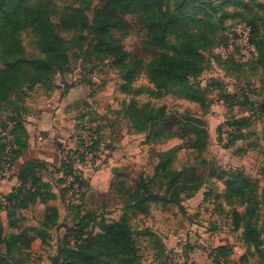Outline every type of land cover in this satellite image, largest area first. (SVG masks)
I'll return each mask as SVG.
<instances>
[{"label":"rangeland","instance_id":"374dc122","mask_svg":"<svg viewBox=\"0 0 264 264\" xmlns=\"http://www.w3.org/2000/svg\"><path fill=\"white\" fill-rule=\"evenodd\" d=\"M28 2L32 6L43 4L49 8L51 17L45 26L58 35L63 43L71 44L79 33L75 30H64L59 24L62 16L75 11L92 25L94 13L103 5L104 0H28ZM183 2L184 0H170L174 14L191 12ZM261 3H264V0H235L234 4L224 6L219 14L226 12L229 16L223 26L241 20L250 21V17H256V12L262 15L264 12L258 8ZM124 18L128 24L126 31L122 33L116 31L114 34L140 66L133 86L140 89L141 93L132 97L143 103L150 102L153 107L166 113L158 123L168 134L173 135V146H167L168 143L147 145L144 143L143 134L133 132L131 123L123 115L131 97L120 88L123 83L120 74L107 61L98 63L87 55L86 47L92 38L90 28L84 32L85 39H82L81 46L74 47L69 52L68 63L62 68V75L58 74L55 77L56 94L37 86L24 96L29 115L50 113L51 116V113L58 115L61 112L60 126L63 130H57L54 124L49 126L51 122L46 121L48 127H45V131L36 129L35 140L39 136L43 139L35 145H40V149L50 150L52 146L50 141L64 142L61 152L55 147L57 153L64 156L68 150L79 147L80 135L83 136L84 142L93 140V134L97 136L100 142L98 151L92 153L80 166L91 187L83 197L77 194L73 200L75 204H81L82 214L94 211L106 220H122L129 224L137 233L136 241L142 264H169L167 253L174 247L182 250L184 257L191 264H263L259 253L253 248L247 252L243 246L242 228L232 221L234 211L240 212L242 207L238 206L234 197H226L225 190L230 178L229 172L244 171L257 185L260 200L259 224H264V118L251 115V125L241 130L242 136L232 147H226L228 140L223 141L217 137V129L220 118L228 120L231 116L250 115L247 111L250 104L262 99L259 86L260 83H264V60L261 62L258 56L250 54L242 58V65L229 64L225 67L224 62L219 63L215 57L220 56L217 49L213 53H207L208 70L201 76V81L205 84L212 80L219 81L223 97L226 93L237 94L239 101L238 104L231 105L224 97L225 104L218 107L214 99H211L214 96L211 95L213 106H209L208 111L204 113L202 104L186 100L173 90L165 94L163 89L158 87L151 76L150 63L163 51L152 44L141 15L125 14ZM40 33L39 29L28 27L21 34L24 56L33 62H39L46 57L41 49ZM249 58L251 59L248 60ZM221 60L224 59L221 57ZM26 70L28 76L36 73L33 66H27ZM61 85H64L63 89L60 88ZM21 94L13 92L2 104L0 121L6 120L16 111ZM53 96L55 101L51 99ZM48 103L50 105H47ZM82 114H87L92 121L88 126L91 128L89 131L81 128L82 120L79 118ZM189 117L202 118L209 129L211 139L208 147L202 152L191 148L196 136L190 127H185L181 123ZM99 125L104 129L96 133V127ZM56 131H61L62 135L54 138ZM69 138L73 139L72 145L67 141ZM174 146L180 147L173 164L174 169L183 170L185 174L192 173L201 181V188L193 191L191 188L194 183L185 179L183 182L187 189L181 195L180 204L164 206L160 201H150L151 209L147 215L128 210L126 206L130 191L142 176L149 178L154 174L158 163L156 153ZM36 149L41 151L38 147ZM114 167L117 168L115 173L112 171ZM46 177L53 178L54 174L49 172ZM64 186L66 184L56 188L61 189ZM164 188L160 187L159 183H154L145 191L147 194L163 193ZM71 193L70 190L64 200L59 199L55 202L60 209L61 225L72 224L70 220L73 213L67 205ZM20 214L26 218L21 222L22 226H39L43 207H32L21 211ZM3 221L7 226L5 211ZM147 232H153L157 238H151ZM64 233V226L52 229L48 243L35 241L29 251L30 256L28 258L23 256L22 263L19 262L21 258L19 253H13L11 260L16 259L13 260L14 264H52ZM158 240L162 242V251L157 250ZM221 245L229 246V249L221 251L218 249Z\"/></svg>","mask_w":264,"mask_h":264},{"label":"trees","instance_id":"16d2710c","mask_svg":"<svg viewBox=\"0 0 264 264\" xmlns=\"http://www.w3.org/2000/svg\"><path fill=\"white\" fill-rule=\"evenodd\" d=\"M235 0H184V4L191 10L190 13L174 14L170 0H104L94 13L92 25L79 13L70 11L65 13L59 24L64 30H75L77 34L71 44L63 43L62 39L54 34L45 23L50 20L49 8L43 4L32 6L28 0H0V110L2 104L17 91L22 93L18 108L4 121H0V130L12 124L13 136V164L22 157L29 148V132L22 121L23 114L27 113L25 95L35 87L46 88L54 91L55 77L62 75V68L68 63L69 52L81 46L85 39L84 32L90 28L92 38L87 44L86 52L98 63L107 61L118 71L123 83L121 90L130 96L123 115L131 123L134 133L145 136L144 143L154 145L166 144L173 135L168 134L159 121L166 115L161 109L153 107L150 102H140L132 95L140 94V89H135L133 83L137 79L140 66L124 48L115 32H125L127 22L125 14H139L144 23L152 44L163 53L158 54L150 63V73L159 88L165 94L170 90L182 98L198 102L204 106L206 113L210 106L209 89L201 81V76L208 70L209 59L207 53H213L218 47L226 43L225 32L234 24L223 26L229 16L226 12L220 15L224 6L234 4ZM237 5V4H236ZM242 6L241 4H238ZM247 6V5H246ZM264 12V3L258 5ZM247 23L252 27L251 43L255 47V54L262 62L264 60V13L241 20L238 23ZM57 24V25H59ZM56 25V26H57ZM28 27L41 31V49L46 57L39 62H33L24 56L21 34ZM219 55V54H218ZM250 55V54H249ZM240 61L221 60L224 66L229 64L242 65ZM249 58L248 60H250ZM33 66L36 73L28 76L26 67ZM213 81V80H212ZM211 81V82H212ZM219 87V81L212 82ZM262 99L250 104L247 109L250 115L240 117L231 116L227 124L235 127L234 133L229 135L226 147H232L240 139L241 130L251 125V115L264 118V83H260ZM231 105L238 104L237 94H224ZM242 105V103L240 102ZM120 114V112H118ZM81 128L85 130L84 123L91 124L87 114H82ZM183 126L190 127L196 136L191 145L196 151H204L210 142V132L205 121L198 117H189L182 120ZM104 128L99 125L96 133ZM89 131V129H87ZM238 132V133H237ZM237 133V134H235ZM235 134V135H234ZM80 135L78 152L85 148L84 139ZM7 143L0 140V166L7 147ZM97 139L91 147L95 153L99 149ZM179 146V145H178ZM162 150L156 153L158 163L154 174L149 178L142 176L127 200L128 210L144 215L150 213V201H160L164 206L180 204L181 195L186 191L185 182H193V191L201 188V181L192 173L185 174L183 170L173 167L177 152L180 147ZM80 161L84 162V153L80 154ZM204 164V162H201ZM50 164L41 159L26 160L18 172L19 184L8 195L6 203L0 201V264H14L13 253H19L28 258L32 244L41 240L47 244L51 239V230L65 227V233L58 245L57 254L53 257L52 264H142L139 256V246L136 241V231L122 220H106L101 214L86 211L82 214L81 204H75V195L83 197L90 189V183L83 172L69 155L64 154L59 166L55 167L54 175L63 171L57 185L66 184L65 177L76 175L79 181L78 190L72 191L68 200V208L73 213L72 224L60 223L59 207L52 202L58 199L52 184L46 180ZM230 178L226 183V197H234L240 212L234 211L232 221L242 228L243 246L247 252L254 249L259 253L264 264V224H259L260 200L257 195V185L242 170L229 172ZM159 183L165 187L163 193L147 192L150 185ZM143 188V190H142ZM71 186H64L59 190L60 198L70 193ZM188 196H191L187 194ZM44 205L43 217L39 226H22L25 216L21 211L29 210L36 204ZM3 211L6 212L7 226L3 221ZM151 238H157L153 232H147ZM4 248V250H3ZM221 251H226L229 246L221 245ZM157 250L162 251V242L158 240Z\"/></svg>","mask_w":264,"mask_h":264},{"label":"built area","instance_id":"2783aa9c","mask_svg":"<svg viewBox=\"0 0 264 264\" xmlns=\"http://www.w3.org/2000/svg\"><path fill=\"white\" fill-rule=\"evenodd\" d=\"M251 36H252V27L248 25L247 23H237L231 26L226 32H225V38L226 43L220 47L217 48V52L224 60H234V61H240L241 56H246L251 53L255 52V47L251 43ZM216 77V76H214ZM216 79V78H215ZM205 84V83H204ZM209 89V99L210 96L213 95L211 99H214L216 104L219 106H223L225 104V99L223 95L221 94L220 88L216 85H213L212 82L206 84ZM61 89L64 88V85L60 86ZM56 89H54V93L56 94ZM55 96H53L51 99L52 101H55ZM61 99V98H60ZM211 99H210V106H211ZM28 105V104H27ZM47 105H50L48 103ZM213 106V105H212ZM211 106V107H212ZM32 115H29L28 113L23 114L22 121L24 122L25 126L27 123H29L32 120ZM91 124L84 123L85 130L91 129L88 128ZM218 133L217 137L220 140L226 141L229 140V135L231 133H234L235 127L230 126L227 124V120H218ZM12 124H9L8 128L5 130H0V140L6 142L8 145L5 149V153L2 159V163L0 166V181H3L7 178H9L12 174L13 170V136H12ZM27 128V126H26ZM93 140L90 142H85V148L81 150V152H78L77 149H70L66 152V155L68 154L70 159H72L76 166L80 169V166L89 159L92 152L91 147L97 140V136L95 134ZM42 137L39 136L37 138L38 142L42 141ZM84 153L85 161H80V154ZM55 168L49 167V172H52L54 174ZM63 171H60L56 176L59 178L63 176ZM66 179V185L71 186V192L78 190L79 187V181L76 179V175L71 174L65 177ZM0 201L5 204V194L0 192ZM167 259L169 264H191L189 263L186 258L184 257L182 250L174 247L167 253Z\"/></svg>","mask_w":264,"mask_h":264},{"label":"crops","instance_id":"0c3cea01","mask_svg":"<svg viewBox=\"0 0 264 264\" xmlns=\"http://www.w3.org/2000/svg\"><path fill=\"white\" fill-rule=\"evenodd\" d=\"M60 113L58 115L51 113V116H49L50 113H43L42 115H36L33 114L32 120L29 122L28 124V132H29V148L27 149V151L25 152V154L20 157L18 160L15 161V164L13 165V170H12V174L11 177L8 179H5L3 181H0V192L8 195L12 192V190L19 184L18 181V172L20 170L21 165L29 159H41L44 161H47L50 165H54V166H59L60 164V160L62 158V155L59 153H57V148L60 149V152L63 149V143L64 142H56L55 140L50 141V143H52V146L50 147V150H47V148H39L40 145H35L38 142V140H35V132L36 129H40V130H44L45 131V127H48V124L45 123L46 121H50L51 123L49 124V126H51L52 124H54V128H56L57 130H63L62 126H60L62 119L60 118ZM52 116H54L53 118H51ZM53 121H51V120ZM61 131H56L53 135L54 138L60 137ZM62 140V139H61ZM73 139L69 138L67 139V141L69 142V144H73ZM49 143V144H50ZM171 143V144H170ZM173 146L172 144V139L168 141L167 146ZM170 146V147H171ZM36 147H38L39 150H41L40 152L36 149ZM57 147V148H55ZM71 147V146H70ZM46 180L49 181L52 186L54 191L57 193L58 195V199L56 201H58L59 199H61L59 196V190L56 187H59V185H57V180L58 178L54 177L53 178H47ZM60 188V187H59ZM62 200V199H61ZM56 201L52 202L53 204L57 205V203H55ZM36 206H42L43 207V212H44V205L41 203L36 204L34 207ZM60 211V209H59ZM43 217V214H42ZM60 219H61V213H60ZM39 240V239H37ZM36 240V241H37Z\"/></svg>","mask_w":264,"mask_h":264},{"label":"water","instance_id":"95a60500","mask_svg":"<svg viewBox=\"0 0 264 264\" xmlns=\"http://www.w3.org/2000/svg\"><path fill=\"white\" fill-rule=\"evenodd\" d=\"M116 170H117V168L116 167H114L113 169H112V171L115 173L116 172Z\"/></svg>","mask_w":264,"mask_h":264}]
</instances>
